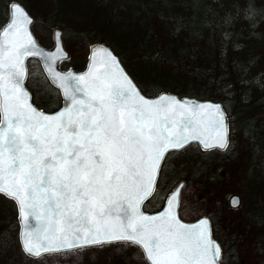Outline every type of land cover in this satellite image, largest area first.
Segmentation results:
<instances>
[{
  "label": "snow or ice",
  "instance_id": "obj_1",
  "mask_svg": "<svg viewBox=\"0 0 264 264\" xmlns=\"http://www.w3.org/2000/svg\"><path fill=\"white\" fill-rule=\"evenodd\" d=\"M238 7L223 18L226 26L240 13L253 27L264 17L253 0ZM32 20L9 0L8 22L0 28V193L17 204L23 251L40 256L126 240L142 246L151 264H216L221 249L208 218L186 224L176 214L179 189L163 212L149 215L141 204L154 191L169 150L193 139L210 147L208 128L216 145L228 147L223 107L167 93L144 96L103 46L97 51L104 55L96 59L94 52L87 72L61 73L55 65L62 49H43L28 27ZM232 35L222 32L225 46ZM33 55L63 89L59 111L46 113L30 101L25 59Z\"/></svg>",
  "mask_w": 264,
  "mask_h": 264
},
{
  "label": "trees",
  "instance_id": "obj_2",
  "mask_svg": "<svg viewBox=\"0 0 264 264\" xmlns=\"http://www.w3.org/2000/svg\"><path fill=\"white\" fill-rule=\"evenodd\" d=\"M19 1L34 14L33 29L41 43L52 46L54 26L62 27L70 51V58L61 62L63 69L71 66L83 69L90 45L106 41L118 52L147 94L173 90L180 95L221 100L229 114L231 138L235 129L245 130L250 125L249 132L255 133L264 145V17H257L255 27L243 18V13L233 25L223 23L226 15L238 13V6L247 4L248 0ZM253 2L257 8L264 9L262 0ZM8 18L9 0H0V28ZM178 25L179 31L176 30ZM223 31L233 33L226 46ZM237 44L240 47H236ZM27 85L40 107L54 110L61 105L62 94L42 67L29 73ZM230 148L231 142L224 150H203L197 142H192L182 149L170 151L162 164L157 189L144 208L148 211L161 208L169 191L185 180L181 216L190 220L208 213L207 198L198 197L195 190L188 193V187L193 180H197L202 188L206 178L210 181L218 179V171L228 159L223 157ZM213 161L220 162L215 173H212ZM200 177L205 181L200 182ZM250 181L248 189L241 191L240 209H247L242 215L256 232L254 243L259 259L255 262L264 264V167L259 168ZM213 230L220 239L215 223ZM222 244L223 264H238L243 260L236 246ZM94 246L118 247L113 254L124 256V264H150L141 247L129 241ZM131 246L134 250L128 251ZM93 255L88 258L85 255L82 261L94 264ZM101 255L104 259L105 254ZM24 256L30 255L23 251L19 240L16 203L0 193V264H20Z\"/></svg>",
  "mask_w": 264,
  "mask_h": 264
},
{
  "label": "rangeland",
  "instance_id": "obj_3",
  "mask_svg": "<svg viewBox=\"0 0 264 264\" xmlns=\"http://www.w3.org/2000/svg\"><path fill=\"white\" fill-rule=\"evenodd\" d=\"M28 66L29 73L41 69V63L37 58H30ZM248 129H250V125L245 127V130L235 129L234 136L230 141L231 148L227 152V156L223 157V159H228L223 161L222 164L224 165L218 171V179L210 181L206 178L207 180L205 181V178L200 177V182L205 181L204 187L198 186L197 180H193L188 187V193L190 190H195L198 193V197L207 198L209 202L208 213L204 214H208L212 221L214 220L213 223H215L221 241L224 244L226 243L227 246L230 243L229 245L236 246L239 249L243 260L238 261V264H256L255 261L259 259L258 248L254 243L256 232L247 224L246 219L242 215H245L247 209L241 210L240 204L237 207L230 205L231 197L234 194H239L241 198V191L248 189L252 175H255L259 168L264 167V145H261L260 139L257 138L256 134H251ZM214 163L216 162L213 161L212 163L214 165L212 173H215L220 164V162ZM115 248L118 249L115 246L107 249L98 246L89 248L88 246L74 251L43 254L37 257L39 258L37 261H34L37 258L24 256L20 260V264H48L50 262L53 264H86V262L82 261V258L85 255V258H88L92 254L96 255L91 256V260H95L94 264H124L126 262L124 256H114L113 251ZM133 250V246L128 249V251ZM101 253L105 254L104 259H102Z\"/></svg>",
  "mask_w": 264,
  "mask_h": 264
},
{
  "label": "water",
  "instance_id": "obj_4",
  "mask_svg": "<svg viewBox=\"0 0 264 264\" xmlns=\"http://www.w3.org/2000/svg\"><path fill=\"white\" fill-rule=\"evenodd\" d=\"M13 2H18V3H20V4H21V5L27 10V12L33 17V20H32V22L28 25V27H29L31 33L33 34V36L35 37L37 43H38L43 49H45V50H47V51H51V52H56V50H57L58 47L62 49L60 52L57 53V55L60 56V59L57 61L56 65H55V68H56L57 71H59V72H61V73H68V72L71 71V72L76 73L77 75H79V74H81V73H85V72H87V71L89 70L90 66L92 65V62H93V53L95 52L96 59H99L100 57H102V56L104 55V53H103L102 51H97V49H98L100 46H103V47L109 48V49H111L112 52H113V53L119 58L120 63H121V64L123 65V67H124V70L128 72L129 76L132 78L133 82L136 84L137 88L140 90V92H141L144 96H146V97H148V98H155V97L160 96L162 93H167V94H169V95L175 96L176 98H178V99H180V100H184V99L187 98L189 101H193V102H197V103H208V102H210V103H212V104H220V105L223 107V109H224V111H225V113L227 114V117H228V121H227V122H228V126H229V144H230V120H229V114H228L227 109L225 108L224 103H223L221 100H215V99H211V98H199V97H196V96H190V95H180V94H178L177 92H175V91H173V90H162V91H160L159 93L154 94V95L147 94L146 92H144V91L142 90V88L140 87V85L138 84V82L136 81V79L134 78V76H133V75L130 73V71L127 69L126 65H125L124 62L122 61V59H121L120 55L118 54V52H117V51H116V50H115V49H114L109 43H107L106 41H97V42H94V43H92V44L90 45V49H89V53H88V60H87L86 66H85L83 69L78 70V69H76V68L73 67V66H71V67L68 68V69H63V68L61 67V62H62L64 59H66V58H68V57L70 56V51H69V49L67 48V46H66V44H65L64 37H63V30H62V28H61L60 26H55V27H54V32H53L54 44H53L52 46H46L45 44L41 43V41L39 40V37H38L37 33H36L35 30L33 29V22H34V20H35V16L31 13V11L27 8V6H26L24 3H22L21 1H19V0H14ZM7 22H8V20H7ZM7 22H6L4 25H6ZM4 25H3V26H4ZM3 26H2V27H3ZM57 28L61 29V33H60L59 36H58L57 33H56V29H57ZM65 53H66V55H65ZM30 58H37V59L40 61L41 66H42V68H43V70H44L46 76L49 78L50 82L60 90V92H61V94H62V97H63V101H62L61 105H60L58 108H56V109H54V110H46V109L40 107V106H39V105L33 100L32 92H31L30 88H29L28 85H27V79H28V76H29V66H28V61H29ZM25 64H26L27 69H28V75H27V77L25 78V81H24V87H25V88L27 89V91L30 93V101H31V103H32L36 108H38L39 110H42V111H44V112H46V113H48V112L59 111L61 108H63V107L65 106V97H64V95H63V89L60 87V85L56 84V83L53 81L52 77L50 76V74H49V72H48V70H47V66H46V65L44 64V62H43V59L40 58V57L34 56V55H33V56H29V57H27V58L25 59ZM205 137H206V139H207L208 144L210 145V147H208V148H205V147H204V141H203L202 139H200V140H196V139L190 140L189 143L186 144V145H184L182 148L186 147L187 145H189V144L192 143V142H197L203 150H211V149H220V150H224V149H226V148H222V147L216 145V142H215V134H214V132L212 131L211 128H208V129L206 130V132H205ZM229 144H228V145H229ZM182 148H181V149H182ZM178 150H179V149H178ZM170 151H172V150H169V151L165 154V157L167 156V154H168ZM165 157H164V159H165ZM164 159H163V161L161 162V167H162V164H163V162H164ZM160 171H161V170H160ZM159 175H160V173H159ZM159 175H158L157 178H156V185H155V189H154V191H153L152 194H151L150 196H148V197L142 202V204H141V209H142V211L145 212V213H147V214H149V215H154V214H156V213H159V212H163V211H165L166 208H167V202H168V199L171 197V194H172L174 191H176L177 189H179V193H178V204H176V206H175V211H176V214H177L178 218H179L181 221H183L184 223H186V224H196V223H198L202 218H204V217H207V218H208V220H209V222H210V223H209V228H210L211 238H212L213 240H215V241L219 244L220 249H221L220 254L217 256L216 264H223L222 261H221L222 256H223V245H222V242H221V241H220V240L214 235L213 221H212L211 217H210L208 214H203V215L199 216V217L196 218V219H193V220H186V219H184V218L181 216V214H180L181 194H182L183 186H184V184H185V180H181V181H179V182H178V183H177V184H176V185H175V186L169 191V193L167 194V196H166V198H165V201H164V203H163V205H162L161 208H159V209H157V210H155V211H148V210H146V209L144 208V204H145V202H146V201H147V200H148V199H149V198L155 193V191H156V189H157ZM3 194H4V193H3ZM4 195H5V194H4ZM5 196H6V195H5ZM9 198H10V197H9ZM233 198H238L239 202H238V203H234V202H233ZM11 199H12V198H11ZM13 200H14V199H13ZM240 202H241V198H240L239 194H234V195L231 197V199H230V205L233 206V207H237V206L240 204ZM15 203H16V202H15ZM16 206H17V204H16ZM17 216H18V210H17ZM18 221H19V233H20V231H21V229H22V224H21V222H20L19 216H18ZM33 221H34V218H33ZM19 240H20V238H19ZM120 241H126V240H120ZM113 242H117V241H113ZM20 243H21V241H20ZM92 246H93V245H92ZM138 246H140V245H138ZM140 247H141V249H142V246H140ZM142 251H143V249H142ZM58 252H60V251H58ZM46 253H52V252H46ZM46 253H42L41 255L46 254ZM143 253H144V251H143ZM28 255H29V254H28ZM41 255H40V256H41ZM144 255H145V253H144ZM30 256H33V255H30ZM33 257H38V256H33ZM145 257H146V255H145ZM146 259H147V257H146ZM147 260H148V259H147ZM148 262L151 264V262H150L149 260H148Z\"/></svg>",
  "mask_w": 264,
  "mask_h": 264
},
{
  "label": "bare ground",
  "instance_id": "obj_5",
  "mask_svg": "<svg viewBox=\"0 0 264 264\" xmlns=\"http://www.w3.org/2000/svg\"><path fill=\"white\" fill-rule=\"evenodd\" d=\"M34 21H35V20H34ZM55 26H59V25H55ZM55 26H54V27H55ZM60 27H61V26H60ZM61 28H62V27H61ZM62 30H63V29H62ZM53 32H54V28H53ZM39 40H40V39H39ZM53 44H54V43H53Z\"/></svg>",
  "mask_w": 264,
  "mask_h": 264
}]
</instances>
